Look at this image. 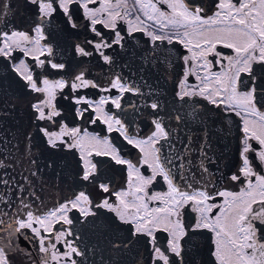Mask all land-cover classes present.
I'll list each match as a JSON object with an SVG mask.
<instances>
[{"label": "snow or ice", "instance_id": "obj_1", "mask_svg": "<svg viewBox=\"0 0 264 264\" xmlns=\"http://www.w3.org/2000/svg\"><path fill=\"white\" fill-rule=\"evenodd\" d=\"M0 62V264H264V0H0Z\"/></svg>", "mask_w": 264, "mask_h": 264}, {"label": "water", "instance_id": "obj_2", "mask_svg": "<svg viewBox=\"0 0 264 264\" xmlns=\"http://www.w3.org/2000/svg\"><path fill=\"white\" fill-rule=\"evenodd\" d=\"M23 19H19L17 21V26L20 27ZM2 64V62H0ZM0 73H2V67H0ZM14 77L15 74H11ZM7 89V91H5ZM19 96V99L17 97ZM26 100L19 89L15 84L12 83L11 79L7 81V83H0V112H8L10 115L8 116H0V123H3L4 127L0 128V132H3L5 136L11 140L12 136L8 135V131L10 130L12 133L23 132L26 130L28 125L27 120V108H26ZM7 105V106H6ZM12 105H15L13 108ZM235 135V133H234ZM17 139L20 141V149L23 150L24 144L22 140V136H17ZM12 145L9 144L8 148L11 149ZM238 141L236 139H231L229 141V148L227 149V154L230 151V170L235 171L238 163ZM47 176L48 173L46 172ZM219 176V173H217ZM64 186L61 185V188ZM43 198L46 200L48 207L52 206L55 200L57 199L56 192L53 190L51 192L42 193Z\"/></svg>", "mask_w": 264, "mask_h": 264}, {"label": "flooded vegetation", "instance_id": "obj_3", "mask_svg": "<svg viewBox=\"0 0 264 264\" xmlns=\"http://www.w3.org/2000/svg\"><path fill=\"white\" fill-rule=\"evenodd\" d=\"M20 27H22V28L24 27V21L21 22ZM98 27H101V26H98ZM101 30H103V29H101ZM137 36L139 37L140 34H137ZM181 51H183V50L181 49ZM64 59L66 61H70L72 59V56H71V52L70 51L65 53ZM128 59H129V57L128 56H125V57H123L122 60H119L118 63H123L125 61H128ZM29 62L31 63V61H29ZM95 63L96 62L93 61V65ZM136 64H138V61H136L133 64V68H135ZM105 71H106V69H105ZM100 72H101V69L100 68L93 66V75H99ZM124 73H125V75H130V73L128 72L127 69L124 70ZM165 87H167L168 89H171V88L174 87V85L172 83H168L167 85H165ZM89 91L92 92L94 90H89ZM84 126L85 127H89V130L90 131L100 132L101 135L105 134L102 131L103 125H99V126H89V125L85 124ZM142 127H143V125H142ZM144 131L147 132L148 129L147 128H144ZM214 147H222V145L221 146H215L214 145ZM128 151H130V149L129 148H125V152H128ZM131 155H132V157H135L137 155V153L134 150H131ZM226 155H227V160L226 161H221L220 162V165H221V170L224 171L227 174L228 171H229V169H225L223 167V164L224 163H228L231 166V164H230V151L228 152V154L226 152ZM238 165H239V159H238L237 167H238ZM208 166H209L210 170H214L215 167H216V165H212V164H209ZM123 181H124V175L122 173H117V174L114 175L113 183H114V186L117 189L122 186ZM218 187H227L230 190L238 191L240 185L233 184V183H231L229 181L227 183L221 182V184H219ZM155 190H164V189H163L162 185H157L156 188H155ZM90 191H92L93 197H95L96 196L95 190H91L90 189ZM49 207H52V206H49ZM57 227H59V226H57ZM78 227H81L82 228V230L79 233L82 236V241H81L82 244H85L88 247H93L95 245V246H98L101 249L105 248L106 242H103L102 241V238L99 235V230H94V229H92L89 226H78ZM24 243L25 242L23 241V239H21L20 244L21 245H24ZM100 255H101L100 252H96L95 255H89L88 259H89V261H96L97 264H98L99 259H100ZM104 255L106 256L107 253L105 252ZM126 259L131 260V257H126Z\"/></svg>", "mask_w": 264, "mask_h": 264}]
</instances>
